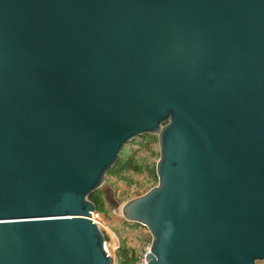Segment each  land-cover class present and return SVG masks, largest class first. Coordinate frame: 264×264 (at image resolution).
Listing matches in <instances>:
<instances>
[{
	"label": "water",
	"instance_id": "95a60500",
	"mask_svg": "<svg viewBox=\"0 0 264 264\" xmlns=\"http://www.w3.org/2000/svg\"><path fill=\"white\" fill-rule=\"evenodd\" d=\"M146 136V262L264 264V0H0V264H113L90 197Z\"/></svg>",
	"mask_w": 264,
	"mask_h": 264
},
{
	"label": "rangeland",
	"instance_id": "374dc122",
	"mask_svg": "<svg viewBox=\"0 0 264 264\" xmlns=\"http://www.w3.org/2000/svg\"><path fill=\"white\" fill-rule=\"evenodd\" d=\"M141 141L137 140L129 145L123 155L124 160L131 157L132 163L141 172L114 171L106 176L104 184L96 193L101 201L100 210L96 211L99 216L97 223L107 238L106 244L112 246L113 264H125L118 255L122 248L131 249L135 253L142 241L150 238L146 228L126 223L121 214V209L127 202L144 196L158 185L157 181L149 180L152 173L156 172L160 158L158 144L153 142L145 148V143L150 140H144L146 142L140 144Z\"/></svg>",
	"mask_w": 264,
	"mask_h": 264
},
{
	"label": "trees",
	"instance_id": "16d2710c",
	"mask_svg": "<svg viewBox=\"0 0 264 264\" xmlns=\"http://www.w3.org/2000/svg\"><path fill=\"white\" fill-rule=\"evenodd\" d=\"M137 140H142L141 141V143L140 144H142L143 142L145 143L146 141H144V140H150L148 143H145V145H144V147L146 148L147 146H149L148 144H152L153 142H156V144H158V141H157V137H154V136H146V137H143V138H139V139H137ZM137 140H135V141H137ZM135 141L133 142V143H131V144H129V145H132V144H134L135 143ZM129 145H127L125 148H124V150H123V152H122V154L120 155V157H119V160H118V163H117V165L113 168V169H111L109 172H108V174H107V176H110L111 175V173H113L114 171H119V172H125V171H130V170H133V171H135V172H141V171H139V169H137V167H136V165H134L133 163H132V158L130 157L128 160H124L123 159V155L125 154V151H126V149H127V147L129 146ZM147 145V146H146ZM150 182H154V181H157V183H158V179H157V176H156V172L154 173H152V175H151V177H150ZM149 183V182H148ZM97 192H95L91 197H90V201L95 205V207H96V211H98V210H100V207H101V201H100V199L98 198V196H97V194H96ZM105 236V235H104ZM105 241H107V238L105 237ZM118 255H119V257L121 258V260H122V262H124L125 264H131V263H133L134 261H135V257H134V255H135V253H134V251L133 250H131V249H126V248H122L119 252H118Z\"/></svg>",
	"mask_w": 264,
	"mask_h": 264
},
{
	"label": "built area",
	"instance_id": "2783aa9c",
	"mask_svg": "<svg viewBox=\"0 0 264 264\" xmlns=\"http://www.w3.org/2000/svg\"><path fill=\"white\" fill-rule=\"evenodd\" d=\"M92 219H93V222L98 225L97 222L99 220V216L96 212L92 214ZM98 227H99V225H98ZM105 251L109 256L112 257V246H111V244H108V245L105 244ZM150 252H151V236L148 240H143L140 248L135 252L134 264H148V262H146V256L148 254H150Z\"/></svg>",
	"mask_w": 264,
	"mask_h": 264
}]
</instances>
